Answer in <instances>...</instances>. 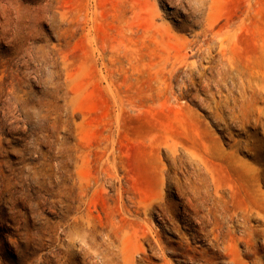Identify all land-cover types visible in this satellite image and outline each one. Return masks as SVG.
<instances>
[{"label":"rangeland","instance_id":"374dc122","mask_svg":"<svg viewBox=\"0 0 264 264\" xmlns=\"http://www.w3.org/2000/svg\"><path fill=\"white\" fill-rule=\"evenodd\" d=\"M188 1L0 0V264H203L197 225L178 216L173 234L141 206L205 165L222 184L223 161L262 176L237 203L259 214L249 227L264 241V91L215 90L192 56L202 24ZM217 3L228 19L253 7L264 45V0Z\"/></svg>","mask_w":264,"mask_h":264},{"label":"bare ground","instance_id":"6f19581e","mask_svg":"<svg viewBox=\"0 0 264 264\" xmlns=\"http://www.w3.org/2000/svg\"><path fill=\"white\" fill-rule=\"evenodd\" d=\"M167 3H169L170 8H174L175 3L171 1ZM188 5L192 13L199 17L202 24L201 30L192 41L194 46L192 56L200 61L206 59L211 73L210 82L214 84L215 90L225 89L230 92L226 82L230 81L236 84L238 81L236 84L238 93L242 94L241 92L246 90L252 96L258 97L264 91V45H258L250 32V22L255 23L256 20L254 8L251 7L250 13L247 10L236 19H228L219 14L217 0H189ZM244 41L250 42L249 50L243 47ZM244 55L248 56L249 62L243 67L241 59ZM186 57L189 58V56ZM244 70L248 72L245 74ZM187 79L190 80V78ZM245 80L247 84H245ZM223 165L222 169L228 176L222 184H216L217 181L205 165L204 168L207 172L205 175L190 173L180 175L182 178L176 175L169 177V181L175 187V194L161 192L150 203L142 205L141 210H143L145 217L155 210L154 213L158 219L173 234L179 230L176 226L178 216L187 224L193 222L197 225V234H201L205 241L210 239L208 240L210 247L206 250H211L213 255L206 259L203 264H212L211 261L217 254L226 258L227 264H249L243 260V256L246 255L253 258L251 264H264L262 261L264 255L261 256L259 252L264 251V241L258 244L249 227L250 220L259 217V214L254 211L253 207H248L247 210L243 211L240 208L241 205L237 203L238 194L248 185H252L250 183H258L262 176L251 173L250 178H248L240 174L229 163L223 161ZM160 181L162 183L163 177ZM210 184L213 185L212 191ZM173 198L178 201L173 202ZM167 223L170 224V227L167 226ZM258 235L264 239V223L263 229ZM141 238L153 243L160 250L162 256H165L166 253L175 254L174 242L171 240H166L164 243L160 237L150 236L145 231ZM239 245H244L245 250L243 252L238 250ZM103 261V264H110L107 255L103 256Z\"/></svg>","mask_w":264,"mask_h":264}]
</instances>
